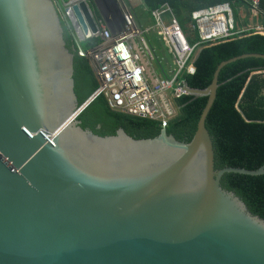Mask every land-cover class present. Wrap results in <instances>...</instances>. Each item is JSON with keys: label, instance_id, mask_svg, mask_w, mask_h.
Returning a JSON list of instances; mask_svg holds the SVG:
<instances>
[{"label": "water", "instance_id": "water-1", "mask_svg": "<svg viewBox=\"0 0 264 264\" xmlns=\"http://www.w3.org/2000/svg\"><path fill=\"white\" fill-rule=\"evenodd\" d=\"M61 21L97 32L91 0H0V264H264V220L220 185L264 166L215 169L206 128L220 70L264 55L184 86L208 98L190 143L100 137L77 121L94 96L78 106Z\"/></svg>", "mask_w": 264, "mask_h": 264}, {"label": "trees", "instance_id": "trees-1", "mask_svg": "<svg viewBox=\"0 0 264 264\" xmlns=\"http://www.w3.org/2000/svg\"><path fill=\"white\" fill-rule=\"evenodd\" d=\"M67 2L69 0H62ZM147 11L154 10L167 2L177 18L190 44L198 41L197 33L190 29L192 12L217 3H229L235 20V29L248 20L252 0H141ZM264 11V0H260ZM95 17H98L93 13ZM137 23L141 21L136 17ZM141 26V25H140ZM63 40L74 54V83L78 106L98 88V83L87 58L80 56L72 31L61 21ZM154 35V34H153ZM147 37L153 49L152 41ZM98 41H87V49ZM154 50V49H153ZM154 55L161 58L154 50ZM243 54L264 55V35L247 31L216 45H204L196 60L194 75L182 79L191 89H206L212 83L217 66L226 60ZM169 58H166L168 60ZM207 97L184 95L175 99L178 109L176 118L168 122V136L190 143L207 105ZM81 129L88 128L100 137L114 136L119 128L136 140L151 139L164 130L161 122L130 117L111 111L103 96L93 99L77 118ZM206 128L214 151V168L226 166L258 169L264 166V59L246 58L223 67L218 75L216 98L206 121ZM222 188L233 191L253 215L264 220V174L247 175L225 172L221 179Z\"/></svg>", "mask_w": 264, "mask_h": 264}, {"label": "built area", "instance_id": "built-area-1", "mask_svg": "<svg viewBox=\"0 0 264 264\" xmlns=\"http://www.w3.org/2000/svg\"><path fill=\"white\" fill-rule=\"evenodd\" d=\"M58 1L63 7L73 8L74 4L85 0ZM100 2L102 13L98 17L93 15L97 32L87 38L79 26L76 28L81 41H98L87 51L79 49L80 56L89 60L98 83L92 95L94 98L103 96L111 111L161 122L164 127L178 115L175 99L187 95L182 76L195 74L194 63L204 45H216L247 31L264 35L260 0H252L249 18L243 20L239 29H235L229 3H217L192 12L190 29L198 35L193 45L167 2L149 11L152 24L145 29L137 23L125 0ZM67 16L75 18L70 12ZM249 21L254 25H249ZM150 33L163 44L171 61L154 55L147 41ZM150 61L161 68V76L154 75L149 68Z\"/></svg>", "mask_w": 264, "mask_h": 264}, {"label": "rangeland", "instance_id": "rangeland-1", "mask_svg": "<svg viewBox=\"0 0 264 264\" xmlns=\"http://www.w3.org/2000/svg\"><path fill=\"white\" fill-rule=\"evenodd\" d=\"M92 1V0H91ZM126 2L129 3L130 7L132 8V11L135 12L138 16H140L142 22L140 23L141 28L145 29L151 26L152 22L150 20L149 15L145 12L144 7L139 3V0H125ZM95 1L93 0V3ZM139 3V4H138ZM135 4V5H134ZM249 25H254V22L249 21ZM150 36L149 38L152 39L154 36L152 33L148 34L147 37ZM75 38V37H74ZM76 40V38H75ZM77 44L79 47H81L84 51H87V44L86 41H81L79 38L77 39ZM153 47L156 48L157 53L163 55L165 58H169V56L166 54V50L163 49L162 45L157 43L156 40L152 41ZM171 60V59H170ZM149 68L152 69L153 73L155 76L159 75L161 76V68L156 67V64L154 61L149 62ZM159 68V69H157Z\"/></svg>", "mask_w": 264, "mask_h": 264}, {"label": "crops", "instance_id": "crops-1", "mask_svg": "<svg viewBox=\"0 0 264 264\" xmlns=\"http://www.w3.org/2000/svg\"><path fill=\"white\" fill-rule=\"evenodd\" d=\"M94 1L95 2L93 3V0H92V10H93V13H95L97 16H99L102 13L101 2H100V0H94ZM139 3L142 5V1L141 0H139ZM144 10H145V8H144ZM145 12H147V11L145 10ZM133 13H134L135 17L139 18L140 21L142 22L143 19H141L140 16H138L135 12H133ZM155 40H156V38H155ZM156 42L161 44L162 47H163V44L159 40H156ZM153 49L156 50V48H154V47H153ZM163 49H164V47H163ZM156 52H157V50H156ZM160 56L163 57V55H161V54H160ZM167 61L168 62L171 61L170 58Z\"/></svg>", "mask_w": 264, "mask_h": 264}]
</instances>
